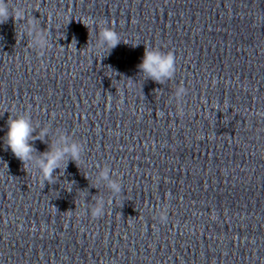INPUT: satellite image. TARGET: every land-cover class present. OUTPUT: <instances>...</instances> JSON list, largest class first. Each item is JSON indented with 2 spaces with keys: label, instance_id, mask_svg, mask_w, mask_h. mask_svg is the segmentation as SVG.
Wrapping results in <instances>:
<instances>
[{
  "label": "water",
  "instance_id": "water-1",
  "mask_svg": "<svg viewBox=\"0 0 264 264\" xmlns=\"http://www.w3.org/2000/svg\"><path fill=\"white\" fill-rule=\"evenodd\" d=\"M5 2L0 264H264V0ZM145 49L175 56L171 79L138 70ZM13 116L34 158L61 130L80 159L45 180L3 145Z\"/></svg>",
  "mask_w": 264,
  "mask_h": 264
},
{
  "label": "clouds",
  "instance_id": "clouds-1",
  "mask_svg": "<svg viewBox=\"0 0 264 264\" xmlns=\"http://www.w3.org/2000/svg\"><path fill=\"white\" fill-rule=\"evenodd\" d=\"M19 11V10H18ZM11 16L5 0H0V20ZM12 17V16H11ZM100 40L103 45H111L114 48L120 41L116 34L108 29L100 33ZM48 45V40L43 35L38 40H34V46L44 49ZM175 56L169 53H162L158 49L144 51L141 62L138 64V70L147 78L161 83L171 79L175 73ZM186 94L181 86L176 89L175 97L181 99ZM34 129L29 118L23 116H13L7 120V131L3 137V145L11 151L13 156L20 160L22 164L28 163L34 165L45 180L53 179V172L60 168L61 163H66L71 159L76 162L80 159L82 147L79 143L66 136L63 131L57 130L51 148L48 152L42 153L40 158H34L32 153L35 149L32 146L30 137L33 136ZM49 133V128L41 129V135L44 137ZM98 181L104 182L107 188L114 195L121 192V185L109 177V169L105 167L98 173ZM71 188H69V192ZM103 214V203L98 202L92 211L93 216ZM161 223L167 222L166 213L160 217Z\"/></svg>",
  "mask_w": 264,
  "mask_h": 264
}]
</instances>
